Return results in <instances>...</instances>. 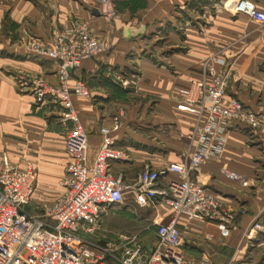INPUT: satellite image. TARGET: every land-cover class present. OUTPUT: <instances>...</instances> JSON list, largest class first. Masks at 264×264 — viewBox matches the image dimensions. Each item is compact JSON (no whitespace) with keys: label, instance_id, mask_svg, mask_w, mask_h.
Instances as JSON below:
<instances>
[{"label":"crops","instance_id":"obj_1","mask_svg":"<svg viewBox=\"0 0 264 264\" xmlns=\"http://www.w3.org/2000/svg\"><path fill=\"white\" fill-rule=\"evenodd\" d=\"M114 1L119 17L109 22L92 9L91 0H0V154L13 163L33 164L37 203L51 204L63 194L70 156L59 124L62 108L49 99L36 103L16 76L39 75L55 83L59 62L32 50L29 43L36 39L42 47L51 46L52 31L69 29L73 20L85 22L93 36L111 45L108 53L82 61L68 79L70 87L81 79L90 93L72 96L87 132L88 164L100 148V128L110 127L117 117L119 128L110 134L128 159L113 162L110 170L126 184L144 167L163 169L193 149L189 134L197 116L178 111L176 103L179 90L214 57L217 69H231L226 97L240 100L260 122L254 128L231 122L219 155L189 172V179L206 188L233 221L229 236L222 239L216 222L180 216L181 251L192 259L207 256L212 264H264V234L246 236L255 221L264 224V23L201 6L199 18H194L201 25L184 24L180 33L175 27L178 21L186 23L184 17L178 19L191 0H139L142 6L133 9L125 5L127 0ZM250 1L264 12V0ZM179 44L186 48L176 50ZM107 67L132 76L133 87L113 84ZM169 178L177 175L168 173ZM133 203L127 193L116 207L128 211ZM116 207L107 209L101 229L90 235L93 241L113 244L99 238L103 233L126 237L107 224ZM143 208L154 228L171 218V209L159 199Z\"/></svg>","mask_w":264,"mask_h":264},{"label":"built area","instance_id":"obj_2","mask_svg":"<svg viewBox=\"0 0 264 264\" xmlns=\"http://www.w3.org/2000/svg\"><path fill=\"white\" fill-rule=\"evenodd\" d=\"M91 1L109 22L118 17L112 0ZM229 13L244 14L264 23V12L250 0H235ZM51 40L49 47H42L36 39L29 46L59 62L56 82L30 74H19L16 81L31 92L36 103L49 99L62 108L59 124L70 156L61 182L64 192L42 215L31 214L27 206L36 186L34 166L25 160L22 164L13 163L5 153L0 154V264H212L207 256L192 259L182 253L177 219L185 216L214 221L220 238L230 234L232 215L206 188L189 179L191 170L219 155L231 122L249 128L260 122L258 115L240 100L226 97L230 66L217 69V60L212 57L202 65L199 75L179 90L176 109L197 116L189 134L193 149L163 169L144 167L132 184H126L110 170L113 162L128 159L110 134L119 128V119L114 117L110 127L100 128L102 142L93 162L88 164L87 132L72 96L87 97L89 89L81 79H76L72 87L68 85L71 70L86 59L108 53L110 43L93 36L87 24L79 20H73L69 29L53 30ZM106 76L125 90L134 85L132 76L111 67L106 68ZM168 173L177 178L165 179ZM127 193L132 194L139 207H148L159 199L171 209L167 223H155L158 243L149 252L139 245L112 247L89 239L101 229L107 209L123 204ZM258 233L264 234V224L255 221L246 236Z\"/></svg>","mask_w":264,"mask_h":264},{"label":"rangeland","instance_id":"obj_3","mask_svg":"<svg viewBox=\"0 0 264 264\" xmlns=\"http://www.w3.org/2000/svg\"><path fill=\"white\" fill-rule=\"evenodd\" d=\"M112 1H113V6L117 12V16L119 17V12L115 5V1L114 0ZM234 2L235 0H191L188 3V6H186V9H185L186 14L185 13L180 14L179 15L180 17L178 19L180 20L182 17H184L185 18L184 22L186 23L181 22V24H179L180 22L178 21L177 27H175L176 28L175 30L176 32L178 31L182 33L183 30L185 29L184 24L188 26L190 24H193L196 27H199L201 24H199L198 21H196L198 19L195 20L194 18H199V8L201 6L209 7L210 5L211 6L213 5L214 8L219 7L220 9H223L225 12L230 14L229 9L234 4ZM124 3L125 5H129L132 9L137 8L138 6H142V3H139V0H127ZM91 5H92L91 6L92 9L97 13L98 12L97 7L92 3V1H91ZM97 14L101 15L99 12ZM185 48H186V44L185 45L179 44L176 50L185 49ZM25 161H28V160H25ZM28 162L33 166V164L30 161ZM35 171L37 172L36 169ZM223 174L226 175V173L224 172ZM53 203L54 201L51 204L37 203L35 201V195H34L27 206V210L31 214L42 215L45 209L50 207ZM146 212H147V209L141 208L137 206L135 203H133V205L130 206V210L128 211L126 210L125 206L116 207L115 209L110 211V214H109L110 217L107 221V224L109 225L110 229H112L113 231L117 233L125 234L126 237L116 236L113 239V233L112 234L103 233L105 236H99V238L101 240H105V242H109V241L112 242L113 243L111 244L112 247L119 246L120 245L119 243L121 242V246L123 247H134L136 245H139L146 252H149L151 249L157 246L158 242H157V238L155 235V228L152 225H150L149 222L146 221L145 219ZM136 234H139V236H136L133 239L132 237L135 236ZM89 239L93 240L92 238H89ZM113 240H116V241H113ZM102 245H104V243Z\"/></svg>","mask_w":264,"mask_h":264}]
</instances>
